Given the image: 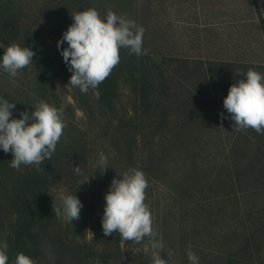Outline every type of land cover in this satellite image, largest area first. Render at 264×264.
<instances>
[{
	"label": "trees",
	"instance_id": "trees-1",
	"mask_svg": "<svg viewBox=\"0 0 264 264\" xmlns=\"http://www.w3.org/2000/svg\"><path fill=\"white\" fill-rule=\"evenodd\" d=\"M250 2L247 4L256 14L252 19L256 24L238 26V32L250 27L256 41L211 43L205 46L207 57H193L154 51L152 42L143 38L146 55L130 54L122 48L119 64L97 89L82 93L75 88L74 99L80 110L94 113L93 104L102 109V143L114 151L105 155L107 168L103 173L97 167L89 182H75L74 195L86 199L92 192L109 190L112 180L121 178L130 168L141 170L148 182L145 203L153 221L157 216L159 224L164 216L166 227H159L163 237L172 232V220H181L179 236L175 237L176 246L186 251L181 264H190L189 249L197 255L199 264H263L264 223L247 228L246 221L264 220V208L256 212L228 211L230 206L241 207L247 199L264 198V135L253 129L236 131L223 107L230 86L246 79L237 71L251 68L264 74V0ZM78 5L82 11L91 8L89 2ZM34 27L25 38L30 41L33 35L39 81L35 103L44 100L51 105L49 86L72 73L60 53L54 56L50 47L41 49L42 33ZM15 31L17 20L0 1V60ZM198 47L204 48L201 44ZM124 87L128 88V100L119 107ZM80 131L78 142L61 138L51 159L40 165L41 171L33 165L11 183L13 191L7 189L21 200L17 218L3 224L4 229L0 221V242H6L9 248L8 264H14L18 253L37 257L41 252L37 238L40 225L53 209L49 183L57 162L64 169L79 166L84 174H90L88 132ZM217 148H224V152H212ZM10 157L11 152L0 149V182L7 176ZM119 241L120 247L124 241ZM72 249L73 255L88 259L86 243L75 244Z\"/></svg>",
	"mask_w": 264,
	"mask_h": 264
},
{
	"label": "rangeland",
	"instance_id": "rangeland-1",
	"mask_svg": "<svg viewBox=\"0 0 264 264\" xmlns=\"http://www.w3.org/2000/svg\"><path fill=\"white\" fill-rule=\"evenodd\" d=\"M5 4L7 12L14 14L17 20L18 31L13 32L9 37L11 44L18 43L21 47H30L33 51V35L30 41L26 42L25 35L29 28L42 33L39 45L42 50L52 49V53H60L68 45L64 42L57 47L58 41L63 33L73 23L71 14L82 11L78 3H90L101 15L106 16L108 10L114 11L117 15L134 21L136 25L145 29L144 40L152 45L154 51L173 56H202L208 54L205 46L208 44L224 43L227 41L244 42L256 41L257 38L250 31V27L244 32H238L243 24L253 25L254 12L251 13V0H0ZM249 2V4H247ZM246 20V21H245ZM246 22V23H243ZM251 33V34H249ZM16 39V40H13ZM204 46L200 49L198 46ZM23 45V46H22ZM71 75L67 74L59 78L49 86V100L51 105L60 109L63 113V120L66 127L63 130L62 139L69 142L71 139L78 142L81 131L87 134V140L91 145L88 168L90 171L87 177H92L97 171V161L101 154L106 155L114 148L102 143L104 127L99 120L103 111L96 104H93L94 113L80 110L74 95L75 88L70 83ZM38 73L35 69L34 60L32 64L23 69L16 77H11L0 69V98L8 100L16 105L12 110V117L19 119L21 112L34 111L35 96L37 92ZM121 100L119 107L125 105L128 98V88H121ZM92 113V114H91ZM112 117V116H110ZM104 119V117L102 118ZM29 123L31 121H28ZM214 153H223L224 148L212 150ZM13 157L9 158L11 161ZM10 163V162H8ZM33 165H21L20 169L9 167L7 176L0 182V211L1 227L8 225L9 221L17 218L18 210L21 211V200L17 196H11L8 190H12L11 183H16L19 176L30 171ZM49 194L51 204L61 207L63 195H74L73 189L76 181L82 177L73 169H64L58 161L55 169L50 173ZM6 183V186L4 185ZM8 189V190H7ZM109 190L92 192L86 199L79 198L82 203L80 217L78 220L69 223L65 219L58 218L55 213L50 212L40 225L41 233L37 238V244L41 252L37 257L30 255L36 264H153L152 248L149 238H145L139 244L131 241L122 242L118 232L105 236L101 220L104 211V197ZM264 208V198L247 199L241 203V207L230 206L228 211L235 213L238 210L258 211ZM153 228L158 233L156 240L163 243V250L160 252L162 259L168 260V264H181L186 251L180 245L176 246L175 237L179 236L178 229L181 220L173 221L175 225L172 232L163 237L160 229L166 227L163 214L158 218L155 216ZM258 218V217H257ZM264 220L254 219L246 221L247 228L263 226ZM160 227V229H159ZM4 229V228H3ZM242 233V232H241ZM261 235V232L257 234ZM85 237V238H84ZM122 241V240H121ZM178 242V241H177ZM33 246V234L30 240ZM87 244L88 259L81 260L78 255H73V245ZM261 263L264 264V247H262ZM9 249V248H8ZM7 249V250H8Z\"/></svg>",
	"mask_w": 264,
	"mask_h": 264
},
{
	"label": "clouds",
	"instance_id": "clouds-1",
	"mask_svg": "<svg viewBox=\"0 0 264 264\" xmlns=\"http://www.w3.org/2000/svg\"><path fill=\"white\" fill-rule=\"evenodd\" d=\"M73 23L58 41L59 48L64 42L61 55L72 73L68 84L78 87L82 93L89 88L97 89L109 77L120 62V49H128L130 54L146 55L143 49L145 29L134 21L108 10L101 17L95 8H88L71 14ZM35 53L30 47H21L13 42L4 49L0 69L11 77H16L33 62ZM246 79L233 83L223 100V107L234 121L236 131L253 129L264 135V74L249 68L237 71ZM99 98V92H95ZM16 105L0 98V149L11 152L9 167L19 170L23 165H35L39 172L45 159H51L66 127L63 113L53 105L39 100L31 113H20L19 119L11 118ZM221 118L225 117L221 114ZM28 121H31L29 123ZM97 165L103 173L107 168V157L100 155ZM74 172L82 177L80 185L90 181L79 166ZM148 182L145 174L130 168L121 178H114L105 195V206L101 220L105 236L118 232L122 241L139 244L147 237L155 251L153 264H168L160 256L163 243L156 240L158 233L153 228V218L146 201ZM62 209L55 207L58 218L69 223L78 220L82 208L76 195H63ZM8 245L0 242V264H8ZM190 264H199L197 255L189 249ZM14 264H36L30 256L18 253Z\"/></svg>",
	"mask_w": 264,
	"mask_h": 264
}]
</instances>
